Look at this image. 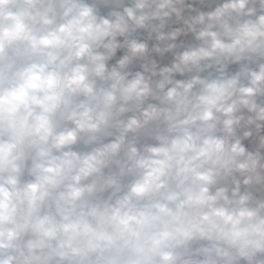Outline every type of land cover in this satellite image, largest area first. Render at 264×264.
Instances as JSON below:
<instances>
[{"label":"clouds","instance_id":"9594fccd","mask_svg":"<svg viewBox=\"0 0 264 264\" xmlns=\"http://www.w3.org/2000/svg\"><path fill=\"white\" fill-rule=\"evenodd\" d=\"M0 264H264V0H0Z\"/></svg>","mask_w":264,"mask_h":264}]
</instances>
